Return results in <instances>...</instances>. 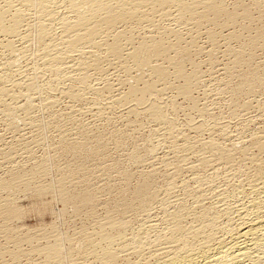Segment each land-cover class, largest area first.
<instances>
[{"label":"rangeland","instance_id":"obj_1","mask_svg":"<svg viewBox=\"0 0 264 264\" xmlns=\"http://www.w3.org/2000/svg\"><path fill=\"white\" fill-rule=\"evenodd\" d=\"M237 1H240V2H237ZM257 1L261 3V5L263 4L261 9H258L256 7L255 5L256 3L254 2V0L253 1L252 0H223L224 8L226 11L228 10L227 12L234 11V7L236 8L235 3L237 5L239 3L243 4L245 5V7L248 6V8L251 7V9L249 10L250 12L251 10L253 11L251 12L252 13L251 20L253 21V23L250 22L251 20L250 21L246 20L248 22L243 20V22L244 21L246 22V23L244 22L243 24L242 20H240L242 24L239 21L240 23L239 22L236 23L235 24L236 26L235 25L229 26V24L228 25L224 24L225 23L224 21H226L225 19L224 21L223 19H221L223 23H220L221 25H216L218 28L211 27L212 25L209 24L210 25L209 26L208 23H205L208 26L205 25L204 27L205 29H203L202 27L204 26V24L201 25L202 26V27L200 26L201 31L197 29L191 30V27L189 26H187V28L186 26H183V25L177 26L173 22H170L169 23L170 25L168 23L162 24V27H164L163 25H165V27L170 26L171 30H175L176 32L178 31L182 34L183 39L180 40V43H179V46L181 45L180 47L189 48L188 45L189 43H191L190 39L191 41H193L192 43L195 46L197 45L195 47L194 45L191 44V46L193 47H191L192 49L189 48L190 62H192L193 60V63L196 66L194 64L191 65L189 60L182 59L179 56V54H177L176 52H173L174 50L170 51L173 53L169 52L168 54H166L167 57H169L167 58V60L168 59L170 60V58L173 59L174 62L175 60L180 61V62L184 60L185 62L183 61L182 63L183 64L186 63V65L184 64L185 66L184 71L185 73L187 72L186 74L188 73L191 74L190 73L191 70L198 71L197 73L200 75V77L198 75L199 78H197L198 81L195 83L196 86L194 85L195 87L193 86L191 89L192 91L190 93V98H185L182 95H180L181 93L177 92L178 91L177 87L183 86L184 84L182 83L183 80L174 79L175 77L173 78L172 76H170L169 82L173 84L171 87L172 89L171 88L169 90L168 88L164 89L162 88L161 85H158L156 87L157 94H158V95L156 94V96H158L159 99L156 96L148 97L150 99L147 98V100L143 104L141 103V105L136 104L134 101H124L123 102L122 99L124 95H126V93L128 92L129 88H131V86L133 87V85L138 84L137 86L140 87L142 85L140 83L135 84L136 83L135 77H139V78L141 77L140 78L141 80L143 79L145 81H149L150 74H148V71L146 69H143L141 71L133 69L132 70L133 72H131L130 77L125 76V74L121 71L122 64L120 63L119 65L118 62L114 63L116 61H111V62L105 63V65L104 63L102 64V69L104 71L102 73L103 77L101 76L102 74L100 73L98 74V72L94 70L90 71L88 74V77H89L88 84L89 85L92 84L90 87H93V88L96 87L100 91L99 101H98L97 96L94 95V93L92 94L89 91L87 92L88 94L85 93L83 94L84 96L83 95L79 96V97L82 96L81 97L82 99H80L79 97L71 98L75 100H71L70 97L67 98L68 95H64V92L67 91L69 88L73 90L75 88L76 90L74 91L75 92L79 91L80 93H82L83 89L81 85L77 83V81H73L74 82V83L72 82L73 85L70 83V81H66L67 84L66 83L60 84L57 89H55L52 92L50 91L51 93L49 92L47 96H46L47 93L41 96L43 97L41 99H43L44 101H46V99H50L49 101L55 104V106H53L54 104L52 105L53 107L47 106V108L48 107H52V108L41 109L40 111L38 109L37 111L36 106L39 107V104L41 105L40 101L39 103L36 102L38 101L37 96H34L37 98L32 97L34 98L32 99L34 109L28 112L21 110V111H17L19 113L18 114L16 111L15 112L10 111L11 112L10 114V112H7V111L5 112L0 107V264H48L47 259H46V254H45L46 249L54 245L59 240V238H60L59 242H61L60 244L62 245V248L65 249L67 253H69L68 251L71 250L70 252H72L71 254L73 255L71 258H68L69 260L66 259L67 261L65 260L66 262L65 263L63 262L64 264H68V263L69 264H72V263L74 264H100L102 261L98 259L97 255H89V254L83 253L85 251L86 246L89 248V246L92 244L97 245L95 247L96 252H99L100 248L103 247V244H101L100 246L98 245L100 241V232H102V227L100 225L102 224L106 225L107 221H108V224H110V222H113V221L117 222L118 220L116 219H120V221H118L117 223L120 225V227L122 226L123 230H126L125 231L126 233L125 242H127L131 240L132 231L133 232L136 231L137 228L143 225L144 221L142 220H145L146 217L155 219V213L156 214H158L157 212H159V214L161 213V210L158 211L157 210L158 207L156 206L154 207L157 211L149 210L148 212L150 214H148V216H146L147 214L143 215L142 213L141 215L140 212L137 210L136 207L139 208L138 202H140V200H136L137 197H135V195L136 193L138 194V189L142 185H147L150 189V192L157 193V195L159 194V196L166 198V200L170 196L171 198L169 197L168 198L169 200H167L168 210L170 209L174 210L175 209L174 207H176V205L178 204L181 205V204L187 203L186 206L192 205L193 204L192 200L194 198L193 192H196V193L200 192L199 194H201L202 192L205 191L208 194V191L212 190L211 192L215 194L214 195L212 194V197L211 195H209V197H211L210 198L211 200L207 197L208 195L206 197L201 198L202 199L201 202L203 201L204 203L203 206L210 207L212 203L214 204L215 198H216L215 196H217V194L219 195L221 191L223 192V190L224 192L227 191L231 193L234 190V189L232 190L233 186L234 187L239 186V183H240V186H242V189L243 190L245 189L244 195H246L245 192L249 191L248 178L250 176H253L252 175L254 174L253 171L256 170L255 167H258L259 165L264 166V155H263L264 150L261 151V149L256 148V146L253 144L259 138L264 137V134H263L264 133V87H263L264 85L263 84L264 83L261 86L262 89L260 87V89H256L257 91L256 90L252 91L253 93L251 94L248 90H247L248 93L246 92V90L245 91L243 90L246 88H241L242 93L239 92V94L230 93V91H228L227 89L229 90L231 88L235 89L237 85L239 84V82L242 81V77L245 74H247L249 71H251V69H254V68L258 69L259 67L260 69L258 70H261V68L264 67L263 65L264 64V45L262 44L258 46L259 48L256 47L255 48L256 50L253 49L254 55L251 53L252 54L251 61L255 62V64L254 62H252L253 65L251 63L253 67L251 65H248V67L250 66V68H248L247 65L242 64L243 66L240 65V67L242 66L243 68L241 67L242 69H239L240 67L238 66L239 68H236L237 71L235 70L236 72L234 74L232 73V76H230L231 80L227 78L228 76H226L227 74L225 71L227 67L231 65L232 61L230 60V58H232V56L225 54V53H227V49L229 47L230 49L234 48L236 51L240 47L238 45H241V46H243V44L245 45V43L248 40L246 37H249V40H250L251 38L257 35L256 33L261 34L260 36L263 39V41L262 39L261 41L264 42V36L262 34L264 32L263 30L264 27L260 29L262 26H264V14H263L264 13L263 11L264 3H262L264 2V0H257ZM237 10H240V9L237 8ZM254 20L256 21L254 22ZM254 23H256V25ZM222 24H224V26H222ZM248 24L250 26L252 25L253 28H255L254 26H259V28L256 27V31H255V29L248 26ZM156 25L158 26V24ZM242 25L243 26L245 25L244 26L245 28L242 27ZM143 26L145 28L148 27L147 25L146 26L143 25ZM143 26H141L140 28L138 27L139 29L138 28H132L133 30L131 29V31L135 30L134 37H136V43L140 41L139 36L141 38L143 36L151 35L152 30H150L149 27L145 29ZM238 26H240L243 29V32H242V29ZM159 27H161V24H159ZM208 27L211 32L215 28L218 31V32L216 30L213 31L214 34L217 32L216 37L214 39L215 41H218L215 43L216 45L212 46V44L208 41L209 40L208 36L206 37V35L208 34L205 33L207 32L205 30L208 29ZM237 27L241 30H239ZM247 27L248 28L250 27V28L247 29ZM143 28L145 29L146 32L144 31ZM251 28L253 29L252 32L254 33L250 32ZM244 29H246V31L248 30L247 33L244 32L245 31ZM149 30L151 32H149ZM193 30L198 31V32H195V31L193 32ZM231 30L232 32H230ZM259 31H261L262 33H260ZM154 32L155 31H153L152 33ZM158 32L159 31L156 30L153 36L154 35L158 36L159 34ZM233 32L234 33L236 32L237 34L239 33V35L242 34L241 35L242 37H240L239 35H236V33L233 34ZM249 32H250V35L252 34V36H249ZM141 33L142 34L145 33V34H143L142 36ZM228 33H229V36L227 37L228 38L231 37L230 39L225 37L226 35H228ZM217 34L220 36L219 38ZM232 35L233 36L236 35L241 39L244 38L245 40L244 42H242L241 39L239 40L237 39L238 37L237 38L234 37L235 38L234 39ZM189 36H192V37H189ZM223 37H225L228 40H231V42L228 41L227 43H225L227 40ZM164 38L167 39V40H164V42H171V43H165V44L172 45L173 41L175 42V37H173L172 35H168V38L167 37H164ZM1 40L2 38L0 37V41ZM136 43L127 44V46L125 47H128V49L129 48L131 49L133 48V46L136 45ZM209 43L211 45H209ZM229 43L231 44L229 45ZM15 44L16 46H19V43L17 44V42H15ZM227 44L229 45L228 48H227L228 46ZM246 44L248 45L249 42H247ZM125 52L127 51H124V53ZM192 53L194 55H192ZM207 54L211 55V56L208 55L209 57H212V55L213 57L208 59ZM253 56L255 59L253 58ZM1 57L2 56L0 53V58ZM2 58L0 59V63H2L1 62ZM178 58L182 59V61L179 60ZM17 59H18L17 64L19 65L22 64L20 67L18 66L19 68H22L20 69L21 73L23 72L22 79L25 75L29 77L32 74V71H31L32 65L31 63H29L30 59H27V58L25 59L23 57L20 58V56H17ZM167 60L164 61L165 63L163 64L164 66L166 65L165 67L167 68V70L172 73V69H171L172 67L171 65L169 66L168 64L171 61H167ZM186 61H188L190 64ZM193 65L195 69L192 68ZM254 65L256 66L254 67ZM244 66L248 68V71L245 70L246 68ZM18 67L14 68V72ZM19 68L17 69V71L19 70ZM243 72H247V73L244 74ZM108 73L109 75H107ZM241 74L243 76L239 77ZM41 75L39 76V78L41 77L40 79L41 82L45 80V78L47 79L49 77L48 74L47 75L43 74L42 76ZM143 75L146 76L147 78L144 77ZM104 77L106 78V80ZM17 78L19 80H22L20 79L21 78L20 75L17 76ZM17 78L15 77V79ZM102 86L104 89L102 88ZM137 86H134V87H137ZM65 87L67 90L65 89ZM160 88H162L163 91ZM101 89L102 90L106 89V90L102 91ZM141 89H142V86H141ZM107 90H110V91H107ZM101 92H107V93H101ZM45 96L47 98H45ZM137 96L139 95L137 94ZM161 96H163L164 98ZM101 98H104V99H101ZM17 99L19 100L17 101ZM17 99H16V101L18 102L17 106L22 107L23 105L25 106V104L27 103V101H24L25 100L24 98H23L24 100L22 99V97H19ZM149 100L150 101L154 100L155 102H157L156 104L161 106V108L163 107L162 110L164 114L165 113L166 115L168 114L167 116H169V118L177 119V120H174L176 130L175 128H174V131L172 130V134L174 133L173 137L171 136L172 134H170L169 131L167 130L166 126L158 127V125L154 123V121L150 117H148L149 115L146 113L147 112L146 110H148V108L145 106L147 105V101L148 103H150ZM5 101L7 103H5ZM9 101H10V97L8 96L5 98L4 104L11 106L9 105L11 101L10 102ZM34 101L38 105L37 104L34 105L35 103ZM94 102L95 103L98 102V104L95 105ZM171 103H173L175 107ZM244 103L246 104V106L243 107V105H245ZM229 104H232V108H231V105ZM171 105L173 106L172 107L173 109L170 107ZM239 105L241 108L243 107L244 109L239 110L240 108ZM70 106H73V107H70ZM237 106L239 108H236ZM202 108L206 109V111L203 109L204 112H199L202 110ZM45 110L46 111L48 110L47 113ZM233 112L236 114H232ZM199 113H201L202 115ZM60 115H62L63 117ZM51 116L53 117V119L51 118ZM48 118H50L51 120ZM67 119L69 120L65 121ZM32 122L34 126L32 125ZM46 122H47L46 130H42L41 128L39 129V127H41L40 125L46 124ZM203 125L204 127H200ZM199 127L201 129L200 131L198 130ZM202 129L205 133L202 131ZM225 129L227 130L226 132H225ZM38 130H40L41 133ZM178 130L179 132L177 133ZM155 136H158V137H155ZM194 140L196 142H194ZM175 141L177 144L175 143ZM187 141L189 143V147L191 148V150H189L190 148L189 149L187 148L188 146ZM210 141L211 142L213 141L214 143L217 142L216 144H220L222 148L228 147L230 149L228 150L227 148V150L225 149V151L232 150L231 151L233 152L232 156L234 154L233 157L235 159L233 164L231 163L232 166L230 165L226 166L225 164L226 162L223 160L220 154L221 152L216 151L210 154L206 150L205 146L207 145V142L209 143ZM201 147H202V150H201ZM69 148H72V149H70L69 151ZM186 149H188L189 151ZM205 150L208 153H203ZM259 151L261 153H259ZM184 155L186 159L184 158ZM217 156L219 158H217ZM46 158L48 159L46 160ZM255 158L258 160H253ZM49 159L51 162L48 161ZM204 160H206L207 162L209 160L213 162L210 163L209 161L208 164L206 163L205 165L206 167H205L203 166L204 162H202ZM45 161H48V163L46 162V164L48 165V168L46 165H44ZM49 163H51L52 165ZM249 163L251 164L249 165ZM40 166H43L42 169ZM44 166H46V168ZM36 169L38 170L36 171ZM204 169H205V172L203 171ZM244 170L246 171L244 172ZM38 171L40 172L37 174L36 172ZM206 172H208V174ZM196 175L202 178L207 177L206 179L209 178L210 180L209 179L206 181L204 180L203 181L204 183L197 182ZM210 176L214 178H211ZM170 178H172V180ZM234 178L237 180H235ZM169 179H170V182L172 181L171 182L172 185L170 182H168ZM184 182L186 184H184ZM242 182H244V184ZM169 183L171 187L168 185ZM182 183L186 185L187 188L183 187ZM245 183L248 185V188ZM53 185L59 188L58 192L62 193V195H60L61 198L58 196L59 193L56 191L55 189L56 187ZM51 186H52V189L54 187L55 188L53 189V191L52 189L51 191H48L50 190ZM181 186L184 189L185 188L186 189L183 190ZM224 186L227 189H225ZM213 188L215 192H213L214 191ZM183 191H186V192L184 193ZM216 191L217 192L219 191V192L216 193ZM163 192L166 193L165 196ZM85 195L89 199L87 198V201L84 202L82 201L83 199L80 200V197H84ZM140 195H143V193H141ZM73 197L74 198L77 197L75 200L79 198V200H77L78 202L76 201V203H74L75 200L73 201L74 199ZM69 198L71 199L69 200ZM208 199L210 200L208 201L209 204H207V201H206ZM168 201H170V203ZM228 201H229L228 203L230 204L234 203L232 202V199H229ZM134 214H135V217H134ZM139 214L141 215V217ZM108 218L109 220L111 219L112 221L110 220L109 222V220H107ZM129 219L133 223H131ZM154 219L151 221H154ZM125 222H127L126 223L127 225L129 223L128 227L125 224ZM140 222H142V224ZM117 223L114 224L115 225L114 227H118ZM134 227H136V229ZM115 229H118V228H115ZM122 229H119V230L124 232ZM113 230L112 231L110 230L109 233L113 232ZM107 231H109V229ZM115 231L113 233H115ZM152 235L153 234L150 235V238H149L150 241L151 240L153 241L155 239L153 237L154 235L153 236ZM86 236H88L89 239L86 238ZM115 244L112 246V249H114L112 251L114 253L115 252L117 253L120 251L119 253H117L118 258L116 257L115 264L117 263L118 264H137L140 261L147 262V263H153V260H155L154 257L149 256V255L146 256L147 260L145 259V257L143 258V260L142 258L140 260V258L138 259V257L134 253L128 251L129 249L124 250L121 245L119 244L115 245ZM77 251L80 252V254H78ZM96 258L97 260H95ZM101 264H104V263L102 262Z\"/></svg>","mask_w":264,"mask_h":264},{"label":"bare ground","instance_id":"obj_2","mask_svg":"<svg viewBox=\"0 0 264 264\" xmlns=\"http://www.w3.org/2000/svg\"><path fill=\"white\" fill-rule=\"evenodd\" d=\"M256 1L257 0H254V2L256 3L255 4L256 7L258 9H261L263 4L261 5V3H259L258 1L256 2ZM237 2H240V1H237ZM262 3H264V2H262ZM242 5L243 4L239 3L237 5L235 3L236 8L234 7V11L233 12L232 11L227 12L228 10L226 11L224 8L223 0H197V1L196 0H0V37L2 38V40L0 41V53H1V56L3 57V58L1 57L2 63H0V75H1V77H0V107L5 112L6 111L7 112H10V111L15 112L16 111L17 112V111H21V110L28 112V111H31L32 109H34L32 99L38 97L37 98L38 101H36V102L39 103V101H40L41 105L39 104V107L36 106L37 111H38V109H39V111L41 109H46L47 106H52L54 103L50 102L49 101L50 99H46V101H44L43 99H41V98H43L41 96L45 95L46 93H47L46 94V96H47L50 91L51 92L54 91L55 89L58 88V86L60 84L66 83V81H70L71 84L73 81H77V83H79L83 89L82 93H80L79 91L75 92L74 91V90H76L75 88H74V90L71 88H69L67 90L65 87V89L67 91L64 92V90H63V92H64V95H68L67 98H69V97H70V99L71 98H78L80 95H83L85 93L88 94L87 92L89 91L92 94L94 93V95L97 96L98 101H99L100 91L96 87L95 88L90 87L92 84L91 85L88 84V79H89L88 74L90 71H93V70L97 71L98 74L99 73L102 74L104 72L102 69V64L104 63V65H105V63H108L111 61H116L114 63L118 62L119 65H120V63L122 64L121 65V68H122L121 71L125 74V76L130 77L131 72H133L132 71L133 69L139 70V71L146 69L148 71V74H150L149 81H145L143 79L141 80L140 79L141 77L140 78L135 77V81H136L135 84H137V83L142 84L141 85L142 89H141V86L140 87L137 86L138 84L133 85V87L131 86V88H129L128 92L126 91L127 93H126V95H124V97L122 99L123 102L124 101H134L136 104L141 105V103L143 104L147 100L148 97L156 96V94H157V88L156 87L158 85H161L162 88H164V89L168 88V90H169L173 85V84H171V82H169L170 76H172L173 78L175 77L174 79L183 80V82H182V83H184L183 86H181V87L179 86L180 88L177 87L178 91L177 90L176 91L178 93H181L180 95H182L183 97L190 98V93L192 91L191 89L195 85V83L198 81L197 78H199L200 75L197 73L198 72L197 70H191L190 71L191 74H189V73L186 74L187 72L185 73V71H184V69H185L184 64L186 65V63L183 64L182 62L185 59L189 60V62H190V59H189L190 50H189V48L193 47V46H191V44L194 45L192 43L193 41H191V39H190L191 43H189V45L187 44L189 48L180 47L181 46V45L179 46L180 40L183 39L182 34L178 31L176 32L175 30H171L170 26L165 27V25H163L164 27H162V24L163 23L169 24L170 22H173L177 26L183 25V26H186V28H187V26H189V27H191V30L197 29V30L201 31V28H200L201 25L204 24L203 27L201 26L203 29H205L204 28L206 25L205 23H208V25L209 24L212 25L211 27H217L216 25H221L220 23H223L221 19H223V21L225 19L226 20V21H224L225 25L229 24V26L230 25L233 26L236 23H238L240 20H242V22H243V20L250 21L252 18L251 12H253V11L251 10V12H250V10H249V9H251V7L248 8V6L245 7V5H243V6ZM237 8H239L240 10H237ZM256 20H254V22ZM248 21H246V22H248ZM242 22H241V24H242ZM244 22H243V24H244ZM250 22L253 23L252 20ZM156 24H158V26ZM159 24H161V27H159ZM224 24H222V26H224ZM254 24L256 25V23H254ZM143 25H145V26L147 25L149 27V29L152 30V32L153 31L156 32V30H158L159 34H158V36H156V35L153 36V34L155 32L152 33L150 30H149V32H151V35H149V36H143V34H145V33H143V34L141 33V35L143 37L140 38V36H139L140 41H138L136 43V37H134V31L135 30L131 31V29L132 28H138V27L140 28ZM208 25H206V26H208ZM244 26L242 25V27H244ZM248 26H250V25L248 24ZM148 27H146V28L144 27V28L147 29ZM238 27H240V26H238ZM250 27H252V25ZM254 27L255 28H253V27L252 28L255 29V31H256V27L259 28V26H254ZM263 27L264 26H262L260 29H262ZM249 28L247 27V29H249ZM252 28L250 29V32L253 31ZM145 29H144V31H145ZM208 29H209V27H208ZM208 29L205 30V31H207L205 33H207L208 35H206V34L205 35H206V37L208 36V39H209L208 41L212 44V46L216 45L215 43L218 41H215L214 39H215L216 33L218 31L215 28L214 30H216L217 32L214 34V32H213L214 30L212 28H211L213 30L212 32L210 31V29L209 30ZM229 29H231V28H229ZM232 29H234V28H232ZM241 29H239V30H241ZM195 30H193V32ZM236 30H234V31H236ZM244 30H245L244 32L247 33L248 30L247 31H246V29H244ZM263 30H262V32H263ZM195 32H198V31H195ZM230 32H232V30ZM242 32H243V29H242ZM242 32H240V33H242ZM250 32H249V36H252V34L250 35ZM259 32L262 33L261 31H259ZM229 33L225 37L229 36ZM235 33L233 32V34H235ZM252 33H254V32H252ZM167 34L175 37V42L173 41L172 45L171 44H165V43H171V42H164V40H167L164 37L168 38ZM218 34H217V36L219 38L220 34L219 35ZM256 34H254L256 36L251 38L250 40H249V37H246L249 40V41L247 40V42H249V44L247 45L246 44L247 42H246L245 45L243 44V46L238 45V46H240L239 47L240 49L237 46L238 49L236 48L237 49L236 51L234 48L230 49L229 45L231 43H229V45L227 44L228 45L227 48L228 47L229 48L227 49V53H225V52L224 53L232 56V58H233V60H232V58H230V60L232 61L231 65L229 67H227V69L225 71L227 74L226 76H228L227 78L229 80H231L230 76H232V73L234 74L237 71L236 68H239L240 65L244 64V65H247V67H248V65H251V63L254 62V61H251L252 54L254 55L253 49L256 50L255 49L256 47H258L262 44L264 45V42H262L263 39L260 36L261 34H258V33H256ZM262 34L264 36V32ZM146 35H147V33H146ZM163 35H164V37H163ZM236 35H239V33L238 34L236 33ZM236 35H234V36L232 35V37L237 38L238 36H236ZM241 35L242 34H240L239 36L242 37ZM244 36H246V35H244ZM189 37H192V36H189ZM225 37H223V38H225ZM230 38H228V39H230ZM228 39H226L227 41L226 42L224 41V42L225 43H227L228 41L231 42V40H228ZM237 39L239 40L241 38L238 37ZM261 39H262V41H261ZM236 40H234V41H236ZM244 40H245L244 38L241 39L242 42H244ZM15 42H17V44L19 43V46H16ZM132 43H134V44L136 43L137 46L135 45L131 49L130 48L128 49V47H125V46H127V44H132ZM194 43H195V41H194ZM210 43H209V45H211ZM173 44H175V45H173ZM218 47H220V46H218ZM262 48H263V46H262ZM172 50H174L173 52H176L177 54H179V56L184 60L182 61V59H179L180 58L179 56H178L179 57L178 59L181 60L182 62L176 61V60L174 62V60L171 58H170V60L169 59L167 60V58H169V57H167L166 54H168ZM124 51H127V52L124 53ZM173 52H170V53H173ZM210 52H211V50H210ZM210 52H208V53H210ZM192 55H194V54L192 53ZM208 55L209 54H207V56ZM17 56H20V58L23 57L25 59L26 58L30 59L29 63H31V65H32L31 66L32 74L29 77L25 75L26 77L24 76L22 79V73L23 72L21 73V71H20V69H22V68H19L22 64L21 65L17 64V60H18ZM207 56H205V57H207ZM209 56H211V55H209ZM209 56H208V59L213 57V55H212V57H209ZM172 58H174V57H172ZM253 58H254V56H253ZM166 60L171 61L168 64H169V66L171 65V67H172L171 68L172 73L170 71H168L167 68L165 67L166 65L164 66V64H163V63H165L164 61H166ZM20 62H21V60H20ZM172 62H173V64H172ZM186 62H188V61H186ZM190 63H191V65L194 64L193 60ZM111 64H113V63H111ZM254 64H255V62H254ZM194 65H193V67L192 66H190V67L195 69ZM211 65H213V64H211ZM252 65H253V63H252ZM23 66H24V64H23ZM183 66H184V68H183ZM255 66L256 65H254V67ZM15 67H18L19 70L17 71V69H18L17 68L14 72ZM241 67L239 69L243 68V67L242 68ZM248 68H250V66ZM248 68H246L245 70L248 71ZM196 69H198V68H196ZM258 69H260V68L258 67ZM258 69H255V68L251 69V71H249L248 73L243 72L244 74L247 73L244 76L242 75L243 73L240 76L238 75L239 77H242V76L243 77H242V81L239 82L237 87L235 89L231 88L232 90L231 89L229 90L227 88H225V89H227L228 91H230V93H233V94H239V92L242 93L241 88H246L243 90L244 91L246 90L247 93L249 91L250 94L253 93L252 91H255L256 89H260V87L264 83V67L261 68V70H258ZM104 70H106V69H104ZM111 71H112V69H111ZM109 73L107 75H109ZM41 74L42 75L48 74L49 77L47 79L45 78V80H43L41 82V80H40L41 77L39 78V76ZM19 75L21 76L20 79H22L23 81L19 80L17 78V76H19ZM198 75H199V77H198ZM101 76L103 77V74ZM15 77L17 79H15ZM144 77H146V76H144ZM239 79H241V78H239ZM105 80H106V78H105ZM105 80H103V81H105ZM117 81H118V79H117ZM133 82H134V80H133ZM228 84H230V83H228ZM222 85H223V83H222ZM109 86H111V85H109ZM134 86H137V87H134ZM61 87H63V86H61ZM102 88H103V86H102ZM106 88H107V86H106ZM162 88H160V89H162ZM261 89H262V87H261ZM105 90H102V91H105ZM110 90H107V91H110ZM162 91H163V89H162ZM63 92H62V94H63ZM101 93H107V92H101ZM137 94L139 96H137ZM161 94H163V93H161ZM8 96L10 97V101L12 103V104L11 103L9 104L11 106L4 104V100ZM34 96H37V97H34ZM46 96H45V98H47ZM237 96H239V95H237ZM19 97H22V99L23 98L25 99V100L23 99L24 101H27L25 106L23 105L24 107L23 106L22 107L17 106V103H18L17 101L19 100L17 98H19ZM32 97H34V98H32ZM54 97H53V99H54ZM81 97H79V98L82 99ZM104 97H106V96H104ZM156 97L158 98V96H156ZM156 97H154V98H156ZM161 97H163V96H161ZM16 99H17V101H16ZM101 99H104V98H101ZM148 99H150V98H148ZM71 100H75V99H71ZM6 101H5V103H7ZM67 101H68V99H67ZM36 102L34 103V105L37 104ZM156 103L157 102H155L154 100L150 101V103H148V101H147V105L145 103V105H146L145 107L148 108V110H146L147 111L146 113L149 115L148 117H150L154 121V123H156L158 125V127L159 126H166L169 133L172 134V130L174 131V128H175V121L174 120H177V119L176 118L175 119L169 118V116H167L168 114L167 115H166V113L164 114V112L162 110L163 107L161 108V106L156 104ZM97 104H98V102L95 103V105H97ZM171 104L173 105V103H171ZM172 105L170 106L171 108L173 106L175 107V105H173V106ZM229 105H231V108H232V104H229ZM53 106H55V104ZM244 106H246V104L243 105V107ZM52 107H48L47 109L52 108ZM70 107H73V106H70ZM93 107H94V105H93ZM239 107H240V105H239ZM239 107L237 106L236 108H239ZM243 107L242 108L240 107L239 110L244 109ZM115 109H117V108H115ZM203 109L204 108H202V110ZM174 110H176V109H174ZM202 110L201 111L198 110V111L199 112H204V110L206 111V109H204L203 111ZM23 111H22V113H23ZM47 111H46V113H47ZM143 111H144V109H143ZM234 112L232 114H236ZM30 113H32V112H30ZM80 113H81V111H80ZM206 113H204V114H206ZM10 114H11V112H10ZM199 114H201V113H199ZM60 116H62V115H60ZM239 116H240V114H239ZM23 117H25V116H23ZM51 118L53 119L52 116H51ZM232 118H234V117H232ZM48 119H50V118H48ZM68 120L69 119H67L65 121H68ZM56 121H57V119H56ZM100 121H102V120H100ZM32 125H33V122H32ZM46 125H47V122H46V124H41L40 125L41 127H39V129L41 128L42 130H46V128H47ZM200 127H204V125L200 126ZM200 127H199V129L197 128L199 131L201 130ZM193 128H191V129H193ZM175 130H176V128H175ZM38 131L40 132V130H38ZM202 131H203V129H202ZM226 131L227 130L225 129V132ZM114 132H116V131H114ZM152 132H154V131H152ZM178 132H179V130L177 131V133ZM173 134L171 135L172 137H173ZM179 134H181V133H179ZM155 137H158V136H155ZM163 137H164V135H163ZM114 140H116V139H114ZM118 140H120V139H118ZM187 140H188V138H187ZM237 140H238V138H237ZM190 141H192V140H190ZM194 142H196V141L194 140ZM175 143H176V141H175ZM216 143H214L213 141L212 142L210 141L209 143L207 142V145L205 146L206 150L210 154H212L216 151L221 152L220 154H221L223 160L226 162L225 163L226 166L227 165L232 166L231 163L233 164V162L235 160L233 157L234 154L232 156V153H233V152H231L232 150L231 151H225V149L227 150L228 147L222 148V146L220 144H216ZM187 144H188L187 148L189 149L190 147H189L188 141H187ZM253 144L256 146V148L261 149V151H263L264 150V137L259 138ZM81 148H82V146H81ZM70 149H72V148H69V151H70ZM74 149H75V147H74ZM188 149H186V150H188ZM189 150H191V148ZM201 150H202V147H201ZM206 150L203 153H208V152H206ZM228 150H230V149L228 148ZM196 152H197V150H196ZM259 153H261V152L259 151ZM245 154H244V156H245ZM11 157H13V156H11ZM210 157H212V156H210ZM184 158H185V155H184ZM213 158H215V157H213ZM217 158H219V157L217 156ZM47 159L48 158H46V160ZM253 160H258V159L255 158ZM48 161H50V159ZM48 161H45V164H44L47 166V168H48V165L46 164V162L48 163ZM247 161H249V160H247ZM202 162H204V164L202 163L203 166H205L206 163L208 164V162L206 160H204ZM211 162H213V161H210V163ZM261 162H262V160H261ZM43 163H42V165H43ZM235 163H236V161H235ZM253 163H254V161H253ZM49 164H51V163H49ZM250 164L251 163H249V165ZM51 165H49V166H51ZM46 166H44V167L46 168ZM209 166H210V164H209ZM40 167L42 169L43 166H40ZM247 167H248V165H247ZM198 169H200V168H198ZM244 169H246V168H244ZM255 169L256 170L253 171L254 174H252L253 176H250L248 178L249 188H248V185L245 183L247 185V188L249 189V191L245 192L246 195H244L245 189L244 190L242 189V186H240V183H239V186H236V187H234L232 185L233 186L232 190L234 189L233 192L229 193L227 191L224 192V190H223V192L221 191L219 195L217 194V196H215L216 198L213 196L215 198V202H214V204L212 203V205L210 207L209 206L204 207L203 206L204 203H203V201L201 202V200H202L201 198L206 197L208 195L207 197L210 199L212 197V194H213L211 192L212 190H209L210 192L208 191V194L205 191L202 192L204 195L202 193L199 194L200 192L199 193L193 192L194 198L192 200L193 201L192 205L186 206L187 203L186 204L184 203L181 205L178 204V205H176L177 208L174 207L175 208L174 210L173 209L168 210L167 209V206H168L167 200H169L168 198L170 196L169 197L167 196L168 198L166 200V198L159 196V194L157 195V193L150 192V189L147 185H142L138 189V194L136 193L137 196L134 194L135 197H137L136 200H140V202H138L139 208L136 207L137 210L140 212V214L141 213L143 215L147 214L146 216H148V214H150L148 212L149 210H151V211L152 210L153 211L161 210V213L160 214H159V212H157L158 214L155 213V219L152 217L154 219V221H151L153 219H151L149 217H146L145 220H142V221H144L143 225L141 226L142 222H140L141 227L137 228V230L134 232L132 231L131 240L127 241V242H125V240H126L125 231L126 230H123L122 226L120 227V225L117 223L118 221H120V219H116L118 221L117 222L113 221V222H115V223H113V222H110L111 219L109 220V218H108L107 220H109L110 224H108V221H107L106 225H104V224L100 225L102 227V232H100V241H99L98 245L100 246L101 244H103V247L100 248L99 252H96L95 247L97 245L92 244L89 246V248L86 246L85 251L83 253L89 254V255H97L98 259H100L104 264H115L116 263L115 259L118 255L117 253H119L120 251L117 253L116 252L114 253L112 251V250H114V249H112V246L115 243H117V244L121 245L124 250L129 249L128 251L134 253L138 257V259L140 258V260H141V258L143 260L144 257L146 259V256H148V255L155 258V260H153V263H147V262H143V261L141 262L139 260L141 263L139 262L137 264H264V166L259 165L258 167H255ZM37 170L38 169H36V171ZM210 170H211V168H210ZM228 170H229V168H228ZM203 171L205 172V169ZM236 171H237V169H236ZM245 171L246 170H244V172ZM39 172L40 171H38L36 173L38 174ZM198 172H199V170H198ZM206 173L208 174V172H206ZM174 174H173V176H174ZM242 174H243V172H242ZM250 175H251V173H250ZM191 178H192V176H191ZM206 178H202L200 176H197L196 180H197V182H203L204 180L206 181L209 179V178L208 179H206ZM211 178H214V177H211ZM170 179L172 180V178H170ZM170 179L168 182H170ZM235 180H237V179H235ZM238 180H240V179H238ZM216 181H215V183H216ZM243 181H244V179H243ZM212 182H214V181H212ZM170 183L168 185L171 187L172 183H171V185H170ZM175 183H177V182H175ZM242 183L244 184V182H242ZM184 184H186V183L184 182ZM184 184L182 183V186L187 188V186ZM174 185H173V187H174ZM53 186H55V185H53ZM175 188H176V186H175ZM179 188H178V190H179ZM51 189H52V186L50 187V190H48V191H51ZM53 189H52V191H53ZM55 189L58 192L59 188L56 187ZM185 189L183 188V190H185ZM225 189H227V188L225 187ZM213 190H214V188H213ZM187 191H188V189H187ZM195 191H196V189H195ZM183 192L185 193L186 191H183ZM213 192H215V190ZM218 192L216 191V193H218ZM60 193L58 194L59 197H60V195H62V193L61 194ZM141 193H143V195H140ZM163 193L165 196L166 193L165 192H163ZM163 193H162V195H163ZM209 195H211V197H209ZM76 198L77 197H75L73 199V201ZM87 198L88 197H86V195H85L84 197H80V200L83 199L82 201L85 202V201H87ZM70 199L71 198H69V200ZM209 199L206 200L207 204H209L208 201L211 200V199L210 200ZM229 199H232V202H234V203L233 204L228 203ZM77 200H79V198ZM77 200H75L74 203H76ZM174 201H175V199H174ZM168 202L170 203V201H168ZM154 206L158 207V209L156 210ZM141 215H140V217H141ZM134 217H135V214H134ZM113 220H115V219H113ZM132 220H134V219H132ZM130 222H131V220H130ZM105 223H106V221H105ZM116 223L118 224V227H114L115 226L114 224H116ZM126 223L127 222H125V224ZM131 223H133V222H131ZM128 226H129V223H128L127 227ZM115 228H118V229H115ZM134 228L136 229V227H134ZM108 229H109V231H107ZM113 229H115L116 231ZM119 229H122L124 232H122ZM110 230L111 231L113 230V232L115 231V233H113V232L109 233ZM151 234H153L154 236L153 235L152 236L155 238L153 241L149 240ZM86 238L89 239L88 236H86ZM59 241H60V238L54 245H52L51 247L46 249L45 254H46V259H47L48 264H54V263L55 264H61L63 262L65 263L67 261L66 259L71 258L73 256L71 254L72 252H70L71 250L70 251L67 250L70 254L67 253L65 251V249L62 248V245L60 244L61 242H59ZM117 244H115V245H117ZM91 247L93 248V250ZM116 250H118V249H116ZM78 254H80V252H78ZM97 256H95V257H97ZM129 256H131V255H129ZM126 258H127V256H126ZM95 260H97V258ZM72 264H74V263H72Z\"/></svg>","mask_w":264,"mask_h":264}]
</instances>
